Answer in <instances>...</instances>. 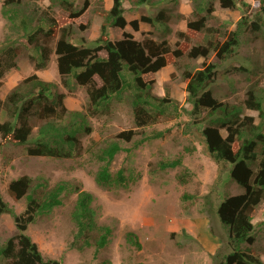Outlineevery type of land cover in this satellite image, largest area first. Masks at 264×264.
Returning <instances> with one entry per match:
<instances>
[{
    "label": "rangeland",
    "instance_id": "1",
    "mask_svg": "<svg viewBox=\"0 0 264 264\" xmlns=\"http://www.w3.org/2000/svg\"><path fill=\"white\" fill-rule=\"evenodd\" d=\"M3 1L0 0V52L12 45L19 47L20 55L16 67L0 78V99L22 80L35 74L42 81L58 85L57 91L65 95L68 110H81L87 102L85 89L76 87L69 93L62 87L54 54L43 68L37 67L34 56L31 57L32 49L22 34L10 29L3 18ZM69 1L81 13L76 18H69L59 7L54 8L59 26H72L89 45H96L111 0ZM121 1L127 23L137 20L138 31H133L130 25L118 30L108 28L106 24L110 40L121 39L124 33L131 34L136 40L165 38L172 44L177 41L178 32L192 44H197L201 38L186 26L202 15L191 0H149L142 5H136V0ZM234 1L235 9H225L219 0H213V12L206 21L213 31L204 33L212 42L225 41L241 22L238 45L231 53L223 58L214 52L207 58H183L155 75L145 76V79L155 81L153 95L167 98L169 109L166 106L163 120L138 129L132 142L121 144L124 150L116 155L110 170L133 173L135 183L127 189L107 191L99 188L93 180L98 166L88 164V155L84 152L78 158L62 161L28 156L26 148L38 138L36 129L25 144H3L0 137V194L12 211L0 215V244L17 233L14 216L22 214L26 208L24 198L13 201L7 195V186L12 180L26 175L46 181L49 187L63 180L78 184V188L93 198L91 206L98 225L113 229L107 247L99 250L86 245L80 250L75 248L72 243L76 228L71 222L70 211L76 195L63 196L60 207L37 216L25 232L37 244L45 260L54 259L60 264H226L225 257L230 252L228 232L221 225L216 210L223 199L242 194L244 190L231 180L230 164H217L209 157L201 130L215 116H207L206 110L193 114L181 75L187 70L196 71L212 64L215 76L204 91L209 90L215 98L230 103H239L253 81H260L261 87L264 85V1ZM48 5V0L37 2L39 7ZM161 11L168 17L170 29L164 37H161L162 27L157 22L152 26L140 21L141 17L154 19ZM253 24L258 25L257 32ZM54 43L55 40L50 44L52 50ZM95 81L100 85L97 77ZM126 100L115 104L108 116L92 119L93 133L82 137V149L91 140H110L121 131L135 130L132 109ZM244 115L252 116L255 123L261 122L257 112L245 110ZM4 121L14 122L1 110L0 123ZM159 132L162 139L153 140V135ZM140 140L138 147H134ZM176 159L181 160V166L159 168L160 162ZM251 216L256 239L252 247L258 259L264 262V201ZM127 233L135 235L139 247L127 241Z\"/></svg>",
    "mask_w": 264,
    "mask_h": 264
},
{
    "label": "trees",
    "instance_id": "2",
    "mask_svg": "<svg viewBox=\"0 0 264 264\" xmlns=\"http://www.w3.org/2000/svg\"><path fill=\"white\" fill-rule=\"evenodd\" d=\"M38 1L4 0L1 14L9 28L22 34L31 47V57L34 56L37 67L43 68L54 54L62 87L69 93L76 87L84 88L87 102L81 110H68L65 95L57 91L58 85L31 75L0 99V111L3 110L9 119L14 120L0 123L1 143L25 144L36 129L38 138L26 148L28 156L62 161L78 158L84 152L88 155L87 163L98 166L93 180L99 188L107 191L127 189L135 183L133 173L125 174L122 169L116 172L110 170L116 155L124 150L121 144L132 142L138 129L163 120L166 106L168 108V99L154 96L155 81L147 80L145 76L155 75L183 58H207L212 52L223 58L238 45L243 25L240 22L225 41L207 40L209 36L204 34L205 31H213L206 25L207 17L213 12V0H191L196 4L197 12L202 14L186 24L188 29L200 34L197 44H192L182 32H178L174 44L156 37L136 40L128 33H124L121 39L110 40L107 26L124 30L130 25L133 31H138L137 20L127 23L122 1L111 0L96 45L91 46L78 33L79 30L58 24L54 8L59 7L69 18H76L81 13V10L74 9L71 1L48 0L49 5L45 8L37 6ZM148 1L136 0V5ZM219 3L225 9H235L236 6L234 0H219ZM140 21L152 26L157 22L162 27L161 37L170 31L168 17L163 11L154 19L141 17ZM253 27L255 32L259 30L258 25L253 24ZM54 40L52 50L50 44ZM19 55V47L12 45L0 52V78L16 67ZM214 76L215 67L208 64L204 69L185 71L181 78L186 84L193 114L206 110L207 116H215L201 130L209 157L217 164H230L231 180L244 190L242 194L223 199L216 210L221 225L228 232L230 252L225 257L226 264H264L252 247L256 239L251 216L264 201V85L261 87L260 81H253L239 103H230L215 98L209 90L204 91ZM124 99L132 109L135 130L121 131L110 140H91L82 149V137L93 133L92 119L108 116L114 105ZM245 110L257 112L261 122L255 123L252 116L244 115ZM152 139H162V133H155ZM141 140L134 147H138ZM181 164V160L176 159L160 162L159 168L174 169ZM78 187V184L64 180L49 187L46 181L26 175L12 180L6 193L13 201L24 198L26 208L22 214L14 216L17 233L0 244V264H60L54 259L45 260L37 244L25 232L37 216L60 207L61 198L73 194L76 198L70 219L76 234L72 245L79 250L84 245L94 246L97 250L107 247L113 229L108 225H98L91 206V194ZM11 212L0 194V215ZM126 239L139 247L133 233H127Z\"/></svg>",
    "mask_w": 264,
    "mask_h": 264
}]
</instances>
